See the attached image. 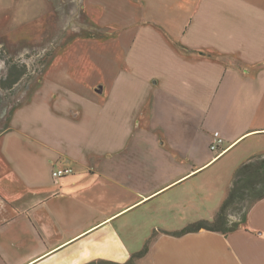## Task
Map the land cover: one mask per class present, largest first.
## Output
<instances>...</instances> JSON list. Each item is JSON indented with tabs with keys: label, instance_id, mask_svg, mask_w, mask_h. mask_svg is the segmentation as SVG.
Instances as JSON below:
<instances>
[{
	"label": "crops",
	"instance_id": "obj_1",
	"mask_svg": "<svg viewBox=\"0 0 264 264\" xmlns=\"http://www.w3.org/2000/svg\"><path fill=\"white\" fill-rule=\"evenodd\" d=\"M82 10L91 30L46 71L69 106L48 111L45 139L0 150V264H126L154 235L136 264H264V198L228 234H171L214 219L236 170L264 157V0Z\"/></svg>",
	"mask_w": 264,
	"mask_h": 264
},
{
	"label": "rangeland",
	"instance_id": "obj_2",
	"mask_svg": "<svg viewBox=\"0 0 264 264\" xmlns=\"http://www.w3.org/2000/svg\"><path fill=\"white\" fill-rule=\"evenodd\" d=\"M83 2L0 0V138L14 130L0 143V150H4L5 140L13 147L21 139L32 141L35 131L45 139L48 111L69 106L65 98L71 86L48 77L46 71L55 59L62 58L71 42L91 30ZM14 78L17 80L8 86ZM38 147L40 154L45 152L42 142ZM244 204L231 214L233 221L241 218L247 201Z\"/></svg>",
	"mask_w": 264,
	"mask_h": 264
},
{
	"label": "trees",
	"instance_id": "obj_3",
	"mask_svg": "<svg viewBox=\"0 0 264 264\" xmlns=\"http://www.w3.org/2000/svg\"><path fill=\"white\" fill-rule=\"evenodd\" d=\"M16 80L9 81L11 84L8 82V86H11ZM6 85V82H3V86ZM262 198H264V157L258 156L243 163L236 170L229 194L217 211L214 219H200L191 222L182 229L171 232V234L181 236L200 231L201 229L228 234L239 229L246 222L250 208ZM246 201L247 204L242 212L241 218L233 221L231 214L236 209L240 210ZM154 236L126 264H136V259L148 252Z\"/></svg>",
	"mask_w": 264,
	"mask_h": 264
},
{
	"label": "built area",
	"instance_id": "obj_4",
	"mask_svg": "<svg viewBox=\"0 0 264 264\" xmlns=\"http://www.w3.org/2000/svg\"><path fill=\"white\" fill-rule=\"evenodd\" d=\"M224 145V139L221 136L219 131H215L213 134V140L210 144V148L212 151L217 152V155L221 154L224 150L223 148ZM73 171V169L71 167H66V168H61V169H57L53 171V176L55 178H59L62 177L66 174H69Z\"/></svg>",
	"mask_w": 264,
	"mask_h": 264
}]
</instances>
